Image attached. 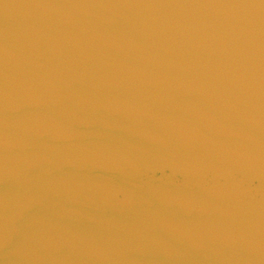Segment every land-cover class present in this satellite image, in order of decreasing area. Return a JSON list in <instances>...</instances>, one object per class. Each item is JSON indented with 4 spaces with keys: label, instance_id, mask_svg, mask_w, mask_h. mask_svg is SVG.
<instances>
[{
    "label": "water",
    "instance_id": "95a60500",
    "mask_svg": "<svg viewBox=\"0 0 264 264\" xmlns=\"http://www.w3.org/2000/svg\"><path fill=\"white\" fill-rule=\"evenodd\" d=\"M0 264H264V0H0Z\"/></svg>",
    "mask_w": 264,
    "mask_h": 264
}]
</instances>
